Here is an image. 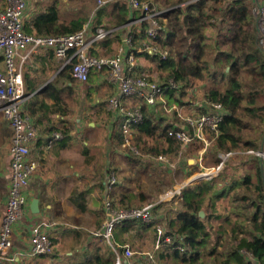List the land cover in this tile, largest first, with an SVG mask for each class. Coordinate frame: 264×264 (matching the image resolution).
I'll return each instance as SVG.
<instances>
[{"label":"trees","instance_id":"16d2710c","mask_svg":"<svg viewBox=\"0 0 264 264\" xmlns=\"http://www.w3.org/2000/svg\"><path fill=\"white\" fill-rule=\"evenodd\" d=\"M108 2L99 7L95 27L103 25L111 29L137 18L128 0ZM154 2L168 9L164 16L169 29L158 35L154 43H160L159 46L168 50L169 54L161 59L158 55L150 56L146 53L145 56L157 61L156 75L162 81L172 78L181 82L182 86L179 92L166 91L167 102L181 105L183 101L178 94L182 97L185 95V86L206 83V98L221 102L227 110L218 135L210 136L215 163L222 160V153L232 152L217 177L188 184L183 191L181 204L174 205V211L168 210L163 218L165 224L159 227L164 231L160 239L170 236V241H164L161 245H167L169 255L174 256L173 264H178L176 260L192 263L203 256L209 259V256L215 255L218 264H264V161L260 156L247 152L249 149L264 150V44L258 35L253 5L250 0ZM58 6V0L46 6L39 4V11L26 21V31L35 35H57L83 28L87 17L75 15L71 19L62 18ZM143 22L146 23L145 20ZM118 33L119 30L109 33L103 45L120 38ZM176 38L179 41L188 40L190 46L178 57L169 50ZM42 49L49 50L50 58L54 59L53 49ZM50 63L52 66L54 62ZM57 76L69 81L75 80L69 73V66L63 68ZM27 83L31 84L29 80H26ZM71 90L72 87L66 83L60 86L57 80H53L41 91L44 95L43 103L34 109L27 106V111L32 115L58 112L61 103L68 104ZM49 98H53L56 103L50 105ZM140 106L144 120L134 123L137 132L133 143L142 154L172 155L179 148V143L169 131L182 127L179 126L181 117L176 110H172L176 119L166 124L167 112L164 107L159 109L157 105L146 102ZM202 111L206 109L202 108ZM6 121L7 118L0 114V125ZM44 121L41 116L36 124L41 126ZM183 123L186 125L185 121ZM45 125V131L49 134L58 128L52 120L46 121ZM152 138L158 140V144L149 145L148 141ZM202 146L203 143L195 142L190 153L198 152ZM141 157L132 154L134 161ZM245 165L252 169L251 173L245 171ZM174 182L171 180V185ZM250 209H253L251 215L247 213ZM201 211L205 212L204 216H201ZM218 222H224L226 226ZM153 226V221H128L118 229L138 228L146 232ZM229 226L231 229L226 228ZM226 231L232 240L229 246L225 243V249L220 251L216 244ZM181 243L189 253L178 248ZM110 253L108 258L96 256L93 260L96 263L101 260L105 264H115L113 254Z\"/></svg>","mask_w":264,"mask_h":264},{"label":"crops","instance_id":"0c3cea01","mask_svg":"<svg viewBox=\"0 0 264 264\" xmlns=\"http://www.w3.org/2000/svg\"><path fill=\"white\" fill-rule=\"evenodd\" d=\"M0 1V7H2L5 0ZM108 1V4L114 2V0ZM253 1L254 3H264V0ZM98 9L100 10L96 6L93 10L96 14L94 17L91 16L88 22L96 21ZM131 9L136 12L137 18L123 26L110 29V33L119 30L120 38L104 46L103 41L108 39L106 37L95 45L93 53L113 54L123 44L127 35H131L133 38L137 61L140 55L147 53L139 50L146 39L144 34L146 24L142 20L143 12L132 7ZM103 18H108V16ZM141 40L142 42H140ZM22 54H29L25 60L18 58V62H20L24 73L25 90L28 93L25 99L26 114L29 115L38 130L35 140L31 143L30 154V158L36 162V168L31 181L24 189L28 202L25 205L24 215L15 225L13 234V246L10 252L16 254V261L13 263L7 261V264H83L87 262L92 264L90 260L96 256L101 259L108 258L111 254L109 251L111 245L107 239H98L92 234L105 219V200L109 197L114 200L117 206L122 207H136L153 201L155 194L151 195L137 185L138 175L135 170L140 162L143 164L153 159V154L140 155L132 149L133 146L139 152L138 147L133 143L136 132L130 137L132 146L126 144V136L122 131L123 143L117 142L114 138V133L119 127L122 128V121L114 111L109 109L108 100L112 95L119 93L120 86L111 82L108 69L94 70L86 83L76 79L69 81L57 76L62 70L63 61L56 55L54 59H51L49 50L26 49ZM51 61L54 62V66H51ZM55 67L58 69H54ZM134 70L139 73L140 66L136 64ZM93 73L95 75L91 79ZM29 74L30 76L27 78ZM26 80L31 82L30 85L27 83L29 86H27ZM53 80H57L60 86L66 83L72 87L68 104L61 103L60 111L55 113L32 115L27 111V106L34 109L41 105L44 101L41 91ZM48 103L52 105L56 102L53 98H49ZM126 103L135 106L140 101L133 97L126 100ZM157 106L160 107L161 104ZM180 106L184 110L186 105L181 104ZM0 114L7 118L2 112ZM41 116L45 121L40 126L36 122ZM48 120H52L58 126L50 134L45 131V124ZM7 121L0 125V229L6 211L8 186L12 175L11 153L8 152L6 155L3 150L4 141L9 138L7 136L8 128L11 130L10 123L8 124ZM180 122L182 124V119ZM181 126H185V124L183 123ZM56 133H60V137H55ZM48 137H51L50 140L47 139ZM133 153L142 157L134 161ZM154 156L157 159V157L165 155ZM244 168L246 172H252L248 165H245ZM112 171H116L118 183L109 189L108 179ZM35 198L38 199L40 206L37 213L31 209L32 201ZM42 222L49 224L48 234L53 241L54 251H56L49 255L32 254L31 250L33 227ZM127 230H123L122 235ZM112 254L114 257L113 252ZM251 259L254 260L253 257ZM61 260L62 262H59ZM100 261L93 264H105ZM255 264L260 263L256 262Z\"/></svg>","mask_w":264,"mask_h":264},{"label":"built area","instance_id":"2783aa9c","mask_svg":"<svg viewBox=\"0 0 264 264\" xmlns=\"http://www.w3.org/2000/svg\"><path fill=\"white\" fill-rule=\"evenodd\" d=\"M95 2L98 7H102L105 0H95ZM129 3L132 8L144 12L142 20L146 21L144 34L148 41L145 40L139 50L150 55L162 53L163 58H166L168 51H161L153 42L158 35L166 32V27L162 22L165 19L162 17L165 9L157 10L150 0H129ZM34 10V7L30 6L29 0H5L4 5L0 7V111L9 119L13 132L10 149L12 175L8 186L6 211L0 229V264L16 261V254L10 252L13 246V234L16 223L25 213V205L28 199L24 189L31 181L36 168V162L30 158V154L31 143L35 140L38 130L25 112V99L28 93L25 90L24 73L20 62H18V58L27 59L29 54H22L24 50L30 47L33 51L36 48L53 49L56 57L63 61L62 69L69 66L71 75L83 83L89 81L94 70L108 69L111 82L120 86L119 93L109 98L108 106L121 119L122 133L126 136V144L128 145H131L130 132L134 123H140L144 120V113L140 105L143 102L152 105L161 104L165 105L166 110H176L188 125L187 127L185 125L171 129L169 134L175 136L177 141L185 146H190L194 141L203 143L202 147L204 148L199 152L200 160H202L206 146L209 145V134L219 133L220 123L227 113L221 102L208 98H205L201 104L196 103L197 110L187 117L182 115L183 109L177 103L170 104L169 109V103L165 96L166 91L175 90L179 92L180 83L172 78L162 81L159 78L152 79L136 73L134 68L137 57L131 35L124 38L123 44L113 54H94L93 48L99 41L108 36L110 29L103 25L95 27V23L90 21L76 32L35 35L25 29L26 21L32 16ZM95 14L96 12L92 17ZM254 14L259 32H264V3H254ZM133 97L137 98L140 103L131 107L126 103V100ZM201 108H205L206 111L203 112ZM55 137H60V133H56ZM133 149L138 152L136 148L133 147ZM247 152L258 155L264 160V150L249 149ZM231 155L232 152L222 153V160L219 163L204 168L205 170L198 173L203 174L202 177L205 179L217 177L225 161ZM160 158L164 159L162 156ZM117 183V173L112 171L108 179L109 189ZM186 184H179L175 189L162 194L158 201H151L142 206L122 207L117 206L114 200L109 197L105 200V219L92 234L94 237L107 239L114 253L115 264H134L135 260V252L129 243L123 245L114 243L116 225L128 221H154L158 204L166 200L182 198ZM48 225L47 222H42L33 227L32 254L53 252L54 245L48 234ZM157 231L160 236L164 233L161 228H158ZM163 240L169 242L170 236H165ZM178 248L184 253H189L184 245H179Z\"/></svg>","mask_w":264,"mask_h":264},{"label":"rangeland","instance_id":"374dc122","mask_svg":"<svg viewBox=\"0 0 264 264\" xmlns=\"http://www.w3.org/2000/svg\"><path fill=\"white\" fill-rule=\"evenodd\" d=\"M53 1L54 0H29L30 6L34 7V9H35L33 11L34 14L39 11V4H41V5L44 4V6H46V5L51 4ZM150 1L153 4V6H157L156 7L157 10L159 9V11H160L162 9H165L164 7L158 6L157 3L154 2V0H150ZM250 1L253 5V13H254V1L253 0H250ZM107 2H108V0H105L104 5L107 4ZM0 4H1V1H0ZM58 5H59L58 7H59L62 18L71 19L75 15L84 16V17H88L86 22H88V20L91 18V16H93V14H94L93 10H95V7L97 6V5L95 6L94 0H58ZM169 9H171V7ZM167 10L168 9H165V12ZM164 15L165 14L163 13L162 17L165 19L162 20V22L164 23V25L166 27L167 19ZM168 29L169 28L166 27V31H168ZM258 35H259L260 41L262 42L261 33L258 32ZM166 37L167 36L165 35L164 38H166ZM145 40L148 41V38H146ZM140 42H142V40ZM153 42H154V40H153ZM159 44L160 43L157 42V44H155V45H157V47L161 51H165L159 46ZM171 46L172 47L169 50L176 57H178V55H180V53H182V55H183L184 54L183 51H185V50L187 51L190 47L188 40H185V41L180 40L179 41L178 38L174 39ZM101 52H103V51H101ZM168 54H169V51H168ZM158 57L160 59L163 58L162 53H159ZM136 64H138L140 66L139 73H141V74H143L149 78H152V79H157V78L161 79L160 76L156 75L157 61H152V60L148 59L145 56V53L140 55L139 60L138 61L136 60ZM94 75L95 74L93 73V75L91 76V79L94 77ZM29 76H30V74L27 76V78ZM179 83H180V87L182 88L181 82H179ZM205 86H206V83H204V82H199L197 84H190L189 86H185L184 89L186 92H185V95L183 97L180 93L178 94V97H180L182 99L183 104L186 105L184 110H183V113H182V115L184 117H187L193 111L197 110L196 109V103L201 104L203 101H205V98H206V93H205L206 87ZM130 99L131 98H129V100ZM131 102H133V100H131ZM170 103L168 104V108H169ZM173 103H175V102H173ZM131 104L134 105V103H131ZM130 106L133 107L132 105H130ZM161 108H163L162 105L159 107V109H161ZM164 109L166 110L165 107H164ZM166 112H167L166 113L167 115L165 118L166 119L165 123L167 124V123H169V121H175L176 117L174 115H172L173 111L167 109ZM180 119H182V118H180ZM7 120L9 121V119H7ZM183 121L184 120L182 119V124H179V126L183 125ZM9 123H10V121L8 122V124ZM163 124H164V122H163ZM135 129H136L135 126H133V129H132L133 131L130 132V137L133 136L134 132H137V131H135ZM121 131H122V129H120V127H119L118 130L114 133V135H115L114 138L116 139L117 142L123 143V137H122ZM214 134L218 135L217 133H210L209 134V137H208L209 145L206 146V151H205V154H203L202 160H200L199 152L201 150H203L204 147H201L198 150V152H196V153H190L191 147L194 145L195 142H197V141H194L192 144H190V146L182 145L179 142H178L179 144L176 143L175 146L178 144L179 148L176 149L172 155L162 156V157H164V159H161L160 157H157V159H156L155 156L152 155L153 159H150L149 162L143 163V164H142V162H140L138 164V166H136V168H135L136 174L138 175V179L136 180L137 185H139L140 188H143L144 190H146L148 193H151V195L155 194V196L152 199L153 201H158L159 197L162 194L170 191L171 189H175L177 186H179V184L184 185L187 182L186 185L188 186V184H191V180H194L196 178L195 176L200 175V173H198V172L205 170L204 168H208V167H212V166L216 165L213 153L211 152V147H213L212 138L210 139V136H212ZM7 136L9 138H7L4 141L5 146L3 148L6 155L8 154V152H10L11 145H12V139H13V132L9 128L7 131ZM149 141H148L149 145L158 144V140H155L154 138L149 139ZM175 146H173V148ZM132 149H133V146H132ZM133 150H135V149H133ZM136 153L140 154V155H146V154H142V152L140 150H139V152H136ZM159 159H161L162 161ZM190 159H195V161H193V163H191V162H189ZM137 167H138V169H137ZM144 169H146V170H144ZM202 176L203 175H201L200 177H202ZM171 180L175 181L173 185H171ZM203 180H205V177ZM161 192H163V193H161ZM181 200H182V198H180V199L178 198L175 202H173L172 200H166V201H163L160 204H158V206H157L158 209H156V212H155V220L153 221L155 223V226L148 228V230L146 232H142L138 228H130L127 231H125L122 235L123 230L121 231V229H118L119 226H121V224L116 225V227L114 229V238H113L114 243L116 245H123L126 242L131 244V247H132L133 251L135 252L134 264H173V263H175L174 256L169 255V253H168V249H167L168 247H166L167 245H161V243L164 242V240L160 239L161 236L157 233L158 232L157 229L160 228L159 226L165 224V222L163 221V218L166 216L168 210L174 211L175 207H173V206L177 205V204L180 205ZM253 209L247 210V213H249L251 215ZM130 222L140 223L141 221H130ZM220 223L222 224V222H220ZM222 225L226 226V223L223 222ZM226 228L231 229V226L226 227ZM228 233L229 232L223 234V236L221 237L219 242L216 244L217 249H219L220 251L225 249V246H224L225 243L227 244V246H229V244L232 240L231 235H228ZM157 235H158V238H157ZM95 238L103 239V238H99V237H95ZM127 239H129L130 241L129 240L126 241ZM181 245H183V243H181ZM158 249H161V250H158ZM54 252H56V251L53 250L52 253H54ZM110 252H113L112 248L110 249ZM162 253H164V254L162 255ZM46 254L49 255L51 253H46ZM46 254H39V255H46ZM216 256L217 255H215L213 258H211L209 256V259H208V257L203 256L199 260L194 261L192 263H188L187 261L183 262L181 260H176V262L178 264H218L217 261L215 260ZM59 262H62V260ZM92 262L94 263L93 259L91 260V263Z\"/></svg>","mask_w":264,"mask_h":264},{"label":"water","instance_id":"95a60500","mask_svg":"<svg viewBox=\"0 0 264 264\" xmlns=\"http://www.w3.org/2000/svg\"><path fill=\"white\" fill-rule=\"evenodd\" d=\"M257 27H258V24H257ZM259 30V29H258ZM261 38L263 40V44H264V32H261ZM193 161H195V159H190L189 162L193 163ZM204 178H197L196 180H191V183H196L198 181H202ZM31 209L34 213H37L39 212L40 210V206H39V201L37 198H35L33 201H32V204H31ZM205 215V212L204 211H201V216H204Z\"/></svg>","mask_w":264,"mask_h":264},{"label":"bare ground","instance_id":"6f19581e","mask_svg":"<svg viewBox=\"0 0 264 264\" xmlns=\"http://www.w3.org/2000/svg\"><path fill=\"white\" fill-rule=\"evenodd\" d=\"M30 49H32V48L30 47L27 50H30ZM201 175H203V174H200V175L195 176L196 178L194 180H196L197 178H200Z\"/></svg>","mask_w":264,"mask_h":264}]
</instances>
